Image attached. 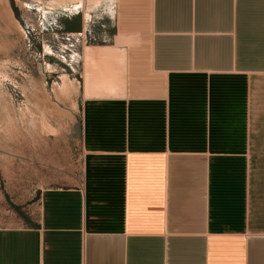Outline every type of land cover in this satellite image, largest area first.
I'll use <instances>...</instances> for the list:
<instances>
[{"label": "crops", "instance_id": "crops-1", "mask_svg": "<svg viewBox=\"0 0 264 264\" xmlns=\"http://www.w3.org/2000/svg\"><path fill=\"white\" fill-rule=\"evenodd\" d=\"M109 8L79 53L78 179L0 226V264H264V0ZM85 47L120 54L110 94L85 95Z\"/></svg>", "mask_w": 264, "mask_h": 264}, {"label": "rangeland", "instance_id": "rangeland-1", "mask_svg": "<svg viewBox=\"0 0 264 264\" xmlns=\"http://www.w3.org/2000/svg\"><path fill=\"white\" fill-rule=\"evenodd\" d=\"M0 3L12 14L7 15L12 22L9 39L2 36L0 24V63L5 62L7 74L3 77L1 69L0 226H19L36 217L44 189L78 179L79 92L57 93L54 83L60 81L62 73L76 81L81 47L109 44L113 28L111 14L103 11V6L91 13L83 28L82 8L77 12L68 8L46 9L43 16L34 0ZM69 32L82 35L66 38L65 33ZM45 64L55 66V70H47ZM40 121L50 128L43 127Z\"/></svg>", "mask_w": 264, "mask_h": 264}, {"label": "bare ground", "instance_id": "bare-ground-1", "mask_svg": "<svg viewBox=\"0 0 264 264\" xmlns=\"http://www.w3.org/2000/svg\"><path fill=\"white\" fill-rule=\"evenodd\" d=\"M34 1H36L38 3L36 6L37 10L39 11L40 15H43V16H46V9L53 10V9H57V8H61V9H67L68 8V9H71L72 11H75V10H79V8H82V17H83L84 22H87V20L90 18L91 12H93L99 6H101V7L103 6L102 10L104 9V10L110 12L111 8H109V4L112 2V0H48L47 2H42V0H34ZM22 4H24L25 6L30 5V4L24 3V2H22ZM1 6H3V5H1ZM49 10L47 12H49ZM75 12H77V11H75ZM10 14H11L10 8H8V9L6 8V10H5L2 7H0V24L2 25V27H1L2 28V36L4 38H6V40L9 39L8 38L9 32L11 33L10 24L12 22L10 21L11 23H9L10 18L7 17V15H10ZM9 44L10 43H6V45H9ZM45 48H47V47L45 46ZM111 50H112V47H103V48L102 47H94V48L85 47L84 54H83V61H84L85 72H86L85 76H84L85 77V79H84V81H85L84 82L85 95H88V96L90 94H98V95L106 94L107 95V94H110L112 88L115 87L113 84L112 85L111 84H104V82H103V83H98L95 86V90L90 92V87L92 85L91 82H93L94 78H96L97 76L100 77L103 74V69H100L99 66H102V67L105 66L106 67V66H108V62H110V61L112 63L113 62H119L120 54L117 51L114 52ZM4 66H5V62H1L0 63V73H2V71H4ZM45 68L47 70L51 69L52 72L55 70V66H53L51 64H45ZM1 69H2V71H1ZM2 76L3 77L7 76L5 71L3 72ZM54 87H55V91L57 93H60V94H66L67 95V94H71V93H77V91H78V85H77L76 81L71 79L69 77V75L66 73H62L60 75V81L55 82ZM41 114L44 116L43 113H41ZM43 116H42V118H43ZM9 119H11V118L9 117ZM43 121H44V119H43ZM43 121H40V122H42V126L49 129L50 125L44 123ZM45 122H46V120H45Z\"/></svg>", "mask_w": 264, "mask_h": 264}, {"label": "built area", "instance_id": "built-area-1", "mask_svg": "<svg viewBox=\"0 0 264 264\" xmlns=\"http://www.w3.org/2000/svg\"><path fill=\"white\" fill-rule=\"evenodd\" d=\"M91 19V18H90ZM90 19H88V21H90ZM74 34H77V35H82L81 32H78V33H73V34H65L66 38L67 37H71V35H74Z\"/></svg>", "mask_w": 264, "mask_h": 264}]
</instances>
